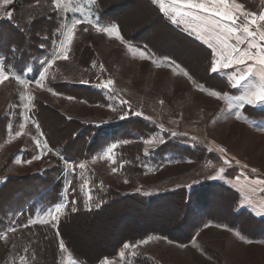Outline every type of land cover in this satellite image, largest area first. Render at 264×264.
Here are the masks:
<instances>
[{
	"label": "rangeland",
	"instance_id": "1",
	"mask_svg": "<svg viewBox=\"0 0 264 264\" xmlns=\"http://www.w3.org/2000/svg\"><path fill=\"white\" fill-rule=\"evenodd\" d=\"M151 1L180 32L209 48L208 37L201 34L197 23L186 19L173 22L172 0ZM15 2L4 5L0 0V63L10 75L0 84V220H9L8 229H16L8 232L7 240L0 239V264L40 260L28 247L19 245L21 230L34 225L57 229L64 217L80 210L104 212L94 218L81 215L62 228L75 252L91 263L112 253L124 238L151 235L145 239L148 243L140 241L121 251L123 256L119 253L105 260L109 264H264V119L248 117L244 114L247 107L236 106L233 99L242 90L230 85L243 66L216 73L229 88L219 80L211 81L212 86H221L218 92L227 94L216 98L210 94L215 89L197 82L209 81L207 53L172 33L143 0H102L103 14L118 20L127 36L145 41L160 54L175 56L190 70L192 80L184 75L185 67L170 58L126 42L119 28L120 38L86 23L78 25L69 46L64 34L74 19L116 25L106 20L95 0L62 2L59 12L52 0L35 1L32 5L45 9V23H50L36 36L20 21L17 31L4 25L14 19ZM230 2L242 4L257 17L264 12V0ZM28 20L31 23L36 18L29 16ZM22 29L28 33L17 40L8 37ZM34 38L40 40V53L28 61L29 52L37 54ZM230 42L235 43L234 38ZM257 42L264 43L258 37ZM65 54L67 59H63ZM50 58L43 85L38 87L34 81L43 71L41 62ZM21 70L22 79L32 83L21 84L11 78L12 71ZM108 79L113 84L104 90L99 85ZM92 93L96 101L89 98L94 97ZM121 100L129 103L121 104ZM248 107L264 115V105ZM18 131L22 133L19 136ZM92 146L97 149L86 153ZM133 146L140 147L142 153L132 157ZM220 148L226 152L221 153ZM69 152L85 159H67ZM80 164L85 167L79 168ZM55 168L60 171L56 181L60 186L40 191ZM213 183L233 189L239 196V211H248L256 221L234 217L225 202L229 196L219 190L195 193L190 206L178 197L154 200L183 188L194 193L196 188ZM134 194L152 199L151 204L126 201ZM23 195L34 197L23 203L21 210L27 212V220L16 227L14 218L21 219L24 213L11 209L24 200ZM112 200L113 206L105 210ZM61 204L60 213L48 214ZM205 216L241 224L248 236L226 224L203 225ZM55 249L50 242L41 256L42 251ZM61 250L60 264H82L64 245Z\"/></svg>",
	"mask_w": 264,
	"mask_h": 264
},
{
	"label": "snow or ice",
	"instance_id": "2",
	"mask_svg": "<svg viewBox=\"0 0 264 264\" xmlns=\"http://www.w3.org/2000/svg\"><path fill=\"white\" fill-rule=\"evenodd\" d=\"M62 2L69 3L70 0H52L55 11H61ZM2 3L8 5L12 3V0H2ZM171 7L174 9V23H180V21L185 19L191 23H197L198 27L202 28L201 34L208 37V47L214 49L210 53L213 57L210 67L211 73H218L233 65L243 66L242 70L235 74L230 85L234 89L242 90L240 95L233 98L236 106L243 108L264 105V43L257 42V37L259 41H264V12L257 17L256 13L245 11L242 4L232 3L230 0H172ZM10 17L11 12H9ZM241 17L243 18L241 19ZM85 23L94 26L98 32L103 31L109 35L116 33L117 37L120 38L117 25L109 27L102 25L99 20L93 22L91 19L77 18L71 22V26L67 28V32L64 34L69 46H71L74 39V30L78 25ZM87 30V28L84 29V31ZM233 38L235 43L230 42ZM121 42L123 43L122 39ZM56 58L60 57L57 56ZM63 59H67L66 54ZM51 63V58L48 61L41 62L43 71L40 73V79L34 81L38 87L43 85L45 73H47ZM31 70L30 68L28 69V71ZM22 71L21 73L12 71L11 78L16 79L21 84L32 83L33 81L26 82L22 79ZM184 75L189 80H192L187 71H184ZM9 79L10 75L7 69L3 63H0V84ZM112 84L113 80L108 79L99 86L104 90H108ZM201 90L203 89L201 88ZM210 94L216 98H220L221 95H227L215 90H212ZM28 99L31 100L32 97L29 96ZM120 102L121 104L129 103L126 100H121ZM136 114L140 115V113ZM37 129L39 130V125H37ZM21 134L19 131L16 133L17 136ZM148 142L146 141V143ZM108 151L111 152L112 148H109ZM219 151L221 153L226 152L224 148H220ZM224 163L227 164L228 160L225 159ZM84 167V164L79 165L81 169ZM115 170L113 169V171ZM220 171L223 172L224 169ZM63 207V204L58 205L50 210L48 214L51 215L53 211L60 213ZM55 218L53 216V219ZM15 231L14 227L9 228L6 232L0 233V239L7 240L8 232L14 233ZM141 243L146 244L148 240H144ZM124 247H135V245L130 246L126 243ZM120 255L123 256L124 253ZM104 264H109V261L105 260Z\"/></svg>",
	"mask_w": 264,
	"mask_h": 264
},
{
	"label": "trees",
	"instance_id": "3",
	"mask_svg": "<svg viewBox=\"0 0 264 264\" xmlns=\"http://www.w3.org/2000/svg\"><path fill=\"white\" fill-rule=\"evenodd\" d=\"M35 1H37V0H16L15 4H16L17 7H16V11H15L16 14H15L14 19L12 21L13 23L12 22H5L4 25L6 27H8L9 29H12V31H17V28L21 29V27H19V23H18V21H20L22 24H24V25L29 27V29H30L29 31H31V33L34 36H36V34H39L40 31H44L45 28L47 30L50 23H47V24L45 23L46 19L43 17L44 13H45V9L33 6L32 3H34ZM143 1L146 2L148 5H150L151 8L156 11L158 17L168 27V29H170L172 31V33H174L176 35H179L181 38H184V39L190 41L191 43H194L198 47L204 49V51L208 55L207 56L208 59H207L206 63L208 65L207 66V72H208L209 81L205 80L204 82H200V81L197 80V82H199L202 86H204L207 89H215V90L221 92V90H220L221 86H219L218 84L217 85L219 87L212 86L211 81L219 80L220 82H223L224 85H226L228 83L220 75H218L216 73L215 74H213V73L211 74L210 73L211 59H213V57L210 55V53H212V51L209 48L205 47L200 42H197L196 40L191 38L190 36L184 34L183 32H180V30L178 28H176L174 25L171 24V22L162 13L161 9L153 1H151V0H143ZM95 6H97L100 10H102L104 8V4H103L102 0H95ZM103 11H104V9L101 11L102 14H103ZM29 16L33 17V18H36V20L34 22L30 23L29 20H28ZM103 16L106 18V20L109 19V20H111L113 23H115L118 26L120 34H121L122 38L126 42L133 43L134 45H136L139 48L148 49V50H150L151 52H153L154 54H156L158 56L165 57V58L168 57L171 60H173L175 63L180 65L181 67H185L183 65V63H181L175 56L160 54L155 49H153L148 43H146L145 41H140L139 39L127 36L125 34L123 26L115 18H109V16H107L106 14H103ZM151 16H152V14H151ZM153 17H154L155 21L160 23V20H159V18L157 16H153ZM14 24H16L17 27L14 26ZM35 25H37V27H35ZM22 31L23 32H21V30H20L18 33L16 32L15 34H12V35H10L8 37L13 36L17 40L19 37H22V36H24V35H26L28 33V32H26L25 29H22ZM178 39H180V38H178ZM184 39H180V40L185 42L186 40H184ZM33 42H34L35 48L37 49V51H36L37 54L35 55V53L32 52L33 55H31V52H29L27 57H26L28 59V61H30L31 58H34L35 56H39L38 54L40 53V49L37 48V46L39 45L40 40H36L34 38ZM80 61H82V59H80ZM83 61H85V60H83ZM185 70L188 73L191 74L190 70L187 69L186 67H185ZM208 83H210L211 85H209ZM226 87H227V90H229L227 85H226ZM92 94L94 95V97L89 96V98H91L92 101L93 100L96 101V94H94V93H92ZM252 112H254V113H252ZM261 113H263V112L255 111V109H252V107H247L244 110V114L247 115L248 117L252 118V119H258V120L264 119V115H262ZM88 131H90V129H88ZM92 147L87 148V152L86 153L92 154L97 149V148L95 149L94 146H92ZM138 152L140 154L142 153L141 148L138 147V146H133L130 154H131L132 157H136ZM65 157L67 159H72V161L74 159H75V161H76V159H85V157H83L82 155H79V156L72 155L70 152L67 155H65ZM58 169H60V168H58ZM51 174H52V176L50 177L49 181H47V184H45V186L43 188H40V191H42V189H46V190L48 189L49 190L51 188H54L53 186H55V185H57L56 188H58L60 186V184L56 183L57 175L60 174V171H58L57 168H55L54 170H52ZM7 189H9V191L13 192V189H10L8 187H7ZM205 190H211V191L212 190H216V191L219 190L220 192L221 191L225 192L226 195L229 196L228 201H225V202H227L226 206H229L231 208L232 215L234 217H236V218H245V219H249V220H252V221H256L253 217H251V215H250V213L248 211H239V205H238L239 196H238V194L235 193L233 191V189H231L230 187H227V186H225L223 184H219V183L204 184V185L200 186L199 188H196L195 189L196 192H194V193H189L184 188L180 189V190H178L176 192H167L165 194H161L160 196L155 197L154 200H157V199L158 200L159 199L160 200H169V199H172L174 197H178V199L186 200V203H184V204L186 206H188V205L190 206L193 203V198H194L193 195L195 193H197V192H202V191H205ZM15 194H17V195L21 194L22 195L23 193H20V192L17 193L16 192ZM27 195H23L25 198H24L23 201L19 202V205H17V207L16 206L12 207V209H14V210H12L10 208L11 212L12 211H14V212L23 211V213H24V217L23 218H21V219L14 218V220L17 221L16 227H20L21 222H23V220H27L25 218V214L28 215L27 212L25 210H21V209L25 205L23 203L26 200L31 199V198L34 197V195H31V196H27ZM43 197H45V196H43ZM110 197H112V193H111ZM113 201L114 200H112L109 205L104 206L105 210L113 206V203H112ZM126 201H143V202L146 203V205L149 206L151 204V202H152V199L145 198L144 196L139 195V194H134V195H131V196L127 197ZM196 203L197 202H195V204ZM30 212L33 213V208L30 209ZM103 213H104L103 211H101L99 213H93V212H83L82 210H80L77 214L70 213L69 216L64 217L60 221V224H59L57 229L50 228V226H42V225L25 226L26 229L24 231L21 230V239H20L19 245L22 246V247L24 246L25 248L28 247V250L30 251L31 254L34 253L35 256L37 255L36 257H40V260H37L35 258L34 264L45 263L46 262V259H45L46 257H47V260H48L46 262L47 264H60V259H61V256H62L61 248H62L63 245L65 246L67 252L72 257H74L76 260H78L82 264H101L105 259L110 258V257H115L119 253H121V251H123L125 249L124 245L126 243L130 244V245H135V243L143 241L146 238H148L149 236H151V235L144 236V237L138 236L136 238H130V239H125L124 238L123 240L121 239L122 242L118 243V245H116L114 247V251L112 253L102 257L100 260L96 261L95 263H91L86 257H84L83 255L75 252L74 247H72L69 244V240H67L65 238V236H64V234L62 232V230H63L62 228H63L64 224H67L68 222H71L72 219H74V218L81 217V215H86V216H90V217L94 218V216H99V215H101ZM19 220H21V221H19ZM8 221L9 220H0V233H3V232L8 230V227H9L8 226ZM202 221H203L202 222L203 225H205L207 223L226 224L227 227H229L231 229H234L236 231H239L243 236H248V235H246L244 233L241 224H238V226H234V224H232V222H231V224H229L226 221H219L217 218L214 219L212 216H205V217L202 218ZM154 233L159 235V236L166 237L167 239H170L171 241L179 242L178 240H174L169 235H164V234H162L160 232H154ZM192 240H193V238L189 241V243ZM25 241L27 242V244H25ZM50 242L54 243L55 248H56L55 252L54 251H50L49 253H45L44 251H42V256H41V250H44L47 245L50 246ZM28 245H30V246H28Z\"/></svg>",
	"mask_w": 264,
	"mask_h": 264
},
{
	"label": "crops",
	"instance_id": "4",
	"mask_svg": "<svg viewBox=\"0 0 264 264\" xmlns=\"http://www.w3.org/2000/svg\"><path fill=\"white\" fill-rule=\"evenodd\" d=\"M177 28V27H176Z\"/></svg>",
	"mask_w": 264,
	"mask_h": 264
}]
</instances>
